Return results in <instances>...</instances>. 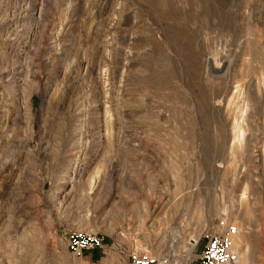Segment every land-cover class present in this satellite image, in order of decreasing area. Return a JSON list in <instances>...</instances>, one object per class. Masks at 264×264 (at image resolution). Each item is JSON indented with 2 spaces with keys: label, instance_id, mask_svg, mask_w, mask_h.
<instances>
[{
  "label": "rangeland",
  "instance_id": "rangeland-1",
  "mask_svg": "<svg viewBox=\"0 0 264 264\" xmlns=\"http://www.w3.org/2000/svg\"><path fill=\"white\" fill-rule=\"evenodd\" d=\"M230 225L264 264V0H0V264H189Z\"/></svg>",
  "mask_w": 264,
  "mask_h": 264
},
{
  "label": "built area",
  "instance_id": "built-area-1",
  "mask_svg": "<svg viewBox=\"0 0 264 264\" xmlns=\"http://www.w3.org/2000/svg\"><path fill=\"white\" fill-rule=\"evenodd\" d=\"M235 226L230 225L226 233L203 234L205 245L198 253L196 259L189 264H238V255L235 253L232 236L235 234ZM105 243V237L94 231H79L72 233L69 238L70 251L80 256L85 251L101 248ZM198 241L195 246H197ZM130 264H164L147 251L132 252L129 255Z\"/></svg>",
  "mask_w": 264,
  "mask_h": 264
},
{
  "label": "bare ground",
  "instance_id": "bare-ground-1",
  "mask_svg": "<svg viewBox=\"0 0 264 264\" xmlns=\"http://www.w3.org/2000/svg\"><path fill=\"white\" fill-rule=\"evenodd\" d=\"M234 129V128H233ZM246 193V192H245ZM245 193H243L242 195L244 196L245 195ZM235 229H236V232H235V234L237 233V228L235 227ZM179 232V231H178ZM177 232V233H178ZM235 234H233V235H235ZM234 241L232 240V243H233ZM194 243H196V242H194ZM191 245V244H190ZM193 245L194 244H192L190 247H189V249H192L193 248ZM235 253L238 255V253L235 251ZM240 258H242V257H239V255H238V264H245V262H244V260L243 259H240Z\"/></svg>",
  "mask_w": 264,
  "mask_h": 264
},
{
  "label": "crops",
  "instance_id": "crops-1",
  "mask_svg": "<svg viewBox=\"0 0 264 264\" xmlns=\"http://www.w3.org/2000/svg\"><path fill=\"white\" fill-rule=\"evenodd\" d=\"M242 259L244 260L245 264H247V258L244 256H242Z\"/></svg>",
  "mask_w": 264,
  "mask_h": 264
}]
</instances>
